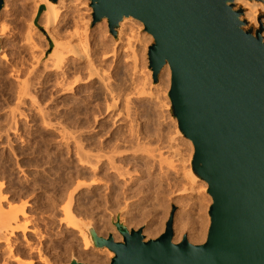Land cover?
<instances>
[{"label":"rangeland","instance_id":"obj_1","mask_svg":"<svg viewBox=\"0 0 264 264\" xmlns=\"http://www.w3.org/2000/svg\"><path fill=\"white\" fill-rule=\"evenodd\" d=\"M69 1L68 8L58 14L63 20L49 29L44 26V5L34 18L31 0L4 1L13 7L10 14L0 16V29H5L2 35L0 31L3 206L7 202L31 205L28 210L34 220L29 227L34 226L44 237L42 242L33 238L34 244H44V255L51 264H69L72 258L84 264H109L108 255L113 254L92 245L83 251L77 233L65 228L63 210L70 193L75 221L92 226L98 236H112L115 242L122 241L111 224L117 215L128 230H141L147 241L164 232L172 212V242L180 212L186 221L190 219L188 228L201 216L206 239L210 196L206 183L199 178L196 192L179 193L183 186H189L179 175L192 171L193 146L186 142L172 115L170 77L167 82L160 73L158 81H152L147 61L152 38L148 39L135 23L120 34L117 29L113 37L106 21L92 24L89 0ZM233 9L243 15L242 8L233 4ZM242 15L243 29L259 32L261 37L264 28L249 26ZM259 17L262 19V14ZM29 31L34 50L27 42ZM74 34L82 36L87 60L78 63L68 53L65 75L48 72L44 66L50 65L52 55L67 53L76 44L71 38ZM119 40L123 44L118 45ZM124 48L126 52H122ZM85 161L97 163L95 173ZM21 186L27 192L21 191ZM142 213V224L130 221ZM147 224L158 227L152 237L143 234ZM185 229L188 232L184 230L179 241L188 237L189 229Z\"/></svg>","mask_w":264,"mask_h":264},{"label":"water","instance_id":"obj_2","mask_svg":"<svg viewBox=\"0 0 264 264\" xmlns=\"http://www.w3.org/2000/svg\"><path fill=\"white\" fill-rule=\"evenodd\" d=\"M5 0H0V11ZM56 2L57 0H51ZM92 24L106 20L111 36L131 17L153 44L148 67L156 83L170 71L172 115L193 146L191 168L211 198L202 244L173 243V212L164 232L145 241L117 215L121 236L83 227L109 264H264V43L244 30L232 0H89ZM1 52V50H0ZM69 264H84L72 258Z\"/></svg>","mask_w":264,"mask_h":264},{"label":"bare ground","instance_id":"obj_3","mask_svg":"<svg viewBox=\"0 0 264 264\" xmlns=\"http://www.w3.org/2000/svg\"><path fill=\"white\" fill-rule=\"evenodd\" d=\"M31 3L33 4V9H34V18H36L37 16H39L38 14H40L39 13V7L41 5L45 6V9H44V26H45V29H49V28H52V26L55 23L58 26V22H61L63 20V19L60 20V17H62V16L58 15L60 13L59 11L61 10V13H62V9L64 11V9L68 8L67 6L69 5L70 1L69 0H57L56 2H52L50 0H31ZM232 3L235 6L243 9L244 12L242 15V19H244L248 23L249 26L255 27V28H259L262 26L264 28V0H232ZM12 7H13V3L9 2L7 4V2H6V4H4V6H3L2 12L0 11L1 12L0 16L3 17V15L10 14L12 11ZM260 14H262V19H260V17H259ZM105 21L106 20H102V23ZM133 23H135L137 25L139 30H141L142 28L144 30L142 23H140L139 21H137L131 17H127V18H123L122 21L119 23L118 34H120V31L128 29L129 26L127 27V25H129V24L131 25ZM0 31H1V35H2V33L5 31L4 27L1 28ZM145 34L148 35L147 36V37H149L148 39L152 38L151 35H149L147 32H145ZM48 37H49V34H48ZM50 37H51V33H50ZM71 38L74 39V41H76V44L74 43L75 45L74 44H73V46L71 45L72 48L69 49V51L67 53L53 54L51 59H50L51 60L50 65L48 67H46V65L44 66L45 69L47 68L48 72H50V73H57V72L63 73L65 71L64 68L67 64L65 60L67 58L68 53H70L78 63L84 61L85 59L87 60V55H86L87 51L86 50L84 51V49H86V48H85V45L84 46L82 45V36H80L79 34H74V35H72ZM50 39L53 40L52 37ZM261 39H262V42L264 43V33L261 35ZM27 42L29 43V46L31 47L30 49L34 50L35 46L31 44L30 31L27 33ZM121 43H122V41L119 40L118 45L119 44L121 45ZM126 51H127V49L124 48L122 52H126ZM160 73L165 74L164 76L168 82L169 77H170L169 67L167 65H165L162 68ZM64 75H63V77H64ZM61 80H62V78H61ZM107 92H109V91H107ZM139 96H141V95H139ZM186 142L188 144H191V142L188 139H186ZM171 147H172V145H171ZM171 147L168 150H171ZM171 151H170V153L173 154L174 150H173V152H171ZM162 159L163 158H161V161H162ZM161 161L158 162V164L161 163ZM163 161L165 162L164 159H163ZM96 162H97V160H96ZM96 162L93 163V161L92 162H88V161L86 162L85 161L84 163H87L85 166L92 173H95L96 172V166H97ZM159 166L161 167V164ZM174 175H175V173H174ZM179 176H181L182 180L186 179L188 181L187 184L189 185L186 188L183 186L182 190L179 193H181L182 195H183V193L186 195L193 194L195 191V187L197 186V182L199 181L200 178L198 179V177L196 175H194L193 171H191V170L190 171L187 170L186 173L184 172V174H180ZM94 182H95V180H94ZM0 187H1V185H0ZM163 187H165V186H163ZM20 189H21V191L27 192V188H25V186L24 187L21 186ZM1 193L2 192L0 189V264H36V263L37 264H39V263L51 264L52 261H50V263H49L48 259L44 255L45 254L44 251L47 248L45 249V246L43 247L44 244L41 243L42 242L41 239L44 238L42 233L37 228H35L34 226L29 227L31 225V221L34 220V219H32L33 215L31 216L32 213L29 214L30 211L28 210V208H30L31 205L28 202H22L20 205H15L14 203L12 204L11 202H7V204L4 207L3 203H4V201H6V198L2 197ZM71 199H72V194L70 193V195L68 196V199H67L69 201V204L66 205V202H65V204H64V205H66L64 207L65 209L62 207L64 209L63 210L64 211V214H63L64 217L63 216L62 217L64 218L63 221L65 222L64 223L65 228L66 229L68 228L69 230L76 232L77 236L80 238L81 243L83 245V251L88 250L91 248V242H90V239H89L87 232L83 228L86 226L83 224L77 223L75 221V219H76L75 216H77V215L75 214V212H73V210H71V207H70ZM210 200H211V198H210ZM52 205H54V204H52ZM48 207H50V205ZM53 207L55 208V206H52V208ZM50 209H51V207H50ZM134 210H137V209H134ZM138 213H140V212H138ZM183 215H184V213L180 212L176 216V231H175L173 243H179L180 242L179 241V239L181 237L180 235L184 230L186 231L185 228L189 229V234L187 235L188 236L187 240L189 241V243L197 245V243H200V241H204L203 238L205 239V237H203V236H205L204 235L205 232L203 231L204 228H202L203 227L202 225H204V224L202 223V219L200 218L201 216H199V218L196 217V220H192L193 222L191 221V224H189V228H188V227H186V222L189 221L190 219H187V221H186V219H185L186 217L184 216L185 217L184 218ZM185 215H187V212ZM144 219H145V215L142 213V214H136L135 216L133 215L131 217L130 221H134L135 224L140 225V224H142ZM157 231H158V227H155L154 224H147L144 231H143V234L146 237H152L156 234ZM46 232H48V231H46ZM186 232H188V231H186ZM19 233L21 234L20 238H19V236H17ZM26 233H30L31 234L30 237L27 236ZM31 236H32V239H31ZM33 238L34 239L38 238L39 241H41V242H39L37 245H35ZM38 239H37V241H38ZM1 245H2V247H1ZM68 247H70V246H68ZM76 252H78V251H76ZM79 257H80V255H79ZM112 257H113V254L108 255V259H110ZM35 259H37L38 261H35Z\"/></svg>","mask_w":264,"mask_h":264}]
</instances>
